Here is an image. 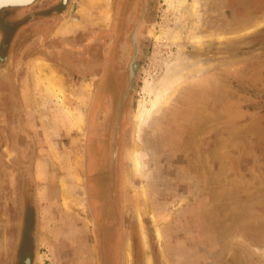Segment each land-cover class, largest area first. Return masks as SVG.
<instances>
[{
    "label": "rangeland",
    "instance_id": "1",
    "mask_svg": "<svg viewBox=\"0 0 264 264\" xmlns=\"http://www.w3.org/2000/svg\"><path fill=\"white\" fill-rule=\"evenodd\" d=\"M113 2L70 0L40 49L27 52L24 37L17 39L14 61L36 95L39 66L60 63L47 50L62 48L70 55L76 19L95 29L107 26ZM158 2L144 68L127 110L120 167L126 234L114 264H264V0ZM23 13L22 6L0 9L5 47ZM171 68L180 78L138 126L140 104L154 97L145 82L158 85ZM59 70L62 102L56 116L63 133L51 134V119L48 126L44 118L40 123L38 102V126L30 128L28 121L26 126L33 142L61 144L57 151L39 150V166L30 168L47 181L53 159L63 153L80 156L83 174L93 93L90 80L79 84L66 68ZM41 128L47 133L40 134ZM1 171L6 183L0 186V264H11L18 185L15 171L2 166ZM63 185L52 196L49 188L36 191L42 204L33 264H94L84 205L80 211L68 205L81 202L84 191L70 182Z\"/></svg>",
    "mask_w": 264,
    "mask_h": 264
},
{
    "label": "flooded vegetation",
    "instance_id": "2",
    "mask_svg": "<svg viewBox=\"0 0 264 264\" xmlns=\"http://www.w3.org/2000/svg\"><path fill=\"white\" fill-rule=\"evenodd\" d=\"M69 2L32 0L23 5V15L14 22L19 23L18 30L8 38L6 47L0 43V51L7 50V54H0V186L6 183L1 166L16 172L18 185L17 217L11 222L16 229L11 264H33L32 245L38 225L36 191L41 186L30 169L39 155V144L32 141L33 132L25 126V117L20 112L19 83L25 75L14 61L17 39L24 37L27 52L40 49L48 33L65 17ZM158 3V0H114L109 25L95 29L85 19H76L79 28L75 30L72 46L67 48L70 55L61 53L62 48L47 50L57 55L60 63L55 62L62 72L66 68L79 84L90 80L93 89L86 117L84 170L80 180L84 191L81 213L87 219L94 264H114L126 234L120 167L128 128L127 110L144 68ZM125 91L128 92L117 114L120 94ZM40 134H46V130L41 128ZM8 142L11 150L7 151ZM60 145L57 143L56 150L61 149ZM57 162L58 165L52 164L54 168L46 182L50 195L57 192V175L63 164L72 166V158Z\"/></svg>",
    "mask_w": 264,
    "mask_h": 264
},
{
    "label": "crops",
    "instance_id": "3",
    "mask_svg": "<svg viewBox=\"0 0 264 264\" xmlns=\"http://www.w3.org/2000/svg\"><path fill=\"white\" fill-rule=\"evenodd\" d=\"M42 66H39V72H41L42 76L39 79V96L36 95V93L34 91H32L31 85L29 83V80H26L25 78L22 79L19 83V102L21 104L20 106V112L23 115V117H25V119L23 118V120L25 121V126H27V123L29 122V127L33 128V127H37L38 126V122H37V110L35 109L34 103H39V107L38 110L40 112L39 115V120L40 123L42 122L43 118L46 119V123L49 121V119H51L50 122V126H52V131L51 134L53 135H57L59 133H63V123L61 121V119H58V117L56 116L57 113V109L56 106L62 102L61 98H59V92L61 93V91H59V89L61 88V79H57V72L59 70L58 65L56 63H50V64H41ZM60 71V70H59ZM60 74V73H58ZM63 75V73H62ZM63 77V76H61ZM43 78V79H42ZM31 82V81H30ZM38 98V100H36ZM60 99V100H59ZM45 113V116L43 117L42 114ZM52 115V117L50 116ZM29 116V117H28ZM29 118V120H28ZM28 121V122H27ZM46 126H48V123L46 124ZM47 133V132H46ZM46 144H41L39 145V149L38 150H48V148H50L49 150L51 151H57L56 150V145L57 143L53 142L52 144L48 145V142H45ZM60 145V144H59ZM50 146V147H49ZM5 149L11 150L10 147V142H8L6 144ZM62 158L65 157H70L72 158V166H68L67 164H63L62 170H60V172L57 175V190L60 192H62V188H63V183H73L76 187V190H83L82 188V183L80 180V176H81V159L80 156H78L76 153L75 154H62ZM40 157L37 156V158L35 159V163L34 165H36L35 167L38 168L39 166V162H40ZM60 159H53V161H55L53 164L54 165H58V162ZM41 165V163H40ZM67 165V166H66ZM73 174L74 176H72V178H70V176L67 178L68 174ZM39 171L37 172V175L35 174V180L41 184V186L39 188L45 187L47 188V185H42L45 183V179L41 178L40 174L38 177ZM66 177V179L64 178ZM65 179V180H63ZM71 179V180H69ZM68 180V181H67ZM52 196V194H51ZM83 199H84V195L83 198H81V202L79 201V199H76V201H72V203H68L71 204L72 207H78L79 211H80V203L81 205L83 204ZM39 207H41V202H38ZM84 205V204H83ZM69 206V207H71ZM75 211L77 214H80L79 212ZM40 212H42L40 210ZM39 213V212H38ZM45 218L49 219V216L47 213H45Z\"/></svg>",
    "mask_w": 264,
    "mask_h": 264
},
{
    "label": "bare ground",
    "instance_id": "4",
    "mask_svg": "<svg viewBox=\"0 0 264 264\" xmlns=\"http://www.w3.org/2000/svg\"><path fill=\"white\" fill-rule=\"evenodd\" d=\"M28 0H0V2H27ZM179 3L182 5L185 0H178ZM169 6H171V3L169 2ZM175 36V35H174ZM158 39V36L156 37ZM178 71L176 69H169L168 72V79L162 81L158 85H150L147 81L145 82V86L149 87L150 90L154 93V97H150L149 103H141L139 106V111H138V126L141 124H144L146 121L147 116L149 115L150 110H153L154 106L157 105L156 103L162 102V100L166 99V94H167V88L170 83L178 81L180 78L177 75ZM178 77V78H177ZM145 88V87H144ZM140 158L139 155L136 154V169L140 166Z\"/></svg>",
    "mask_w": 264,
    "mask_h": 264
},
{
    "label": "water",
    "instance_id": "5",
    "mask_svg": "<svg viewBox=\"0 0 264 264\" xmlns=\"http://www.w3.org/2000/svg\"><path fill=\"white\" fill-rule=\"evenodd\" d=\"M32 0H28L27 2H0V9L1 8H4V7H8V6H23V5H26L28 3H30ZM128 91H125L120 99H119V104H118V108H117V114L120 113V109H121V106H122V103L125 99V96L127 94Z\"/></svg>",
    "mask_w": 264,
    "mask_h": 264
}]
</instances>
